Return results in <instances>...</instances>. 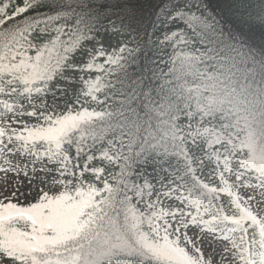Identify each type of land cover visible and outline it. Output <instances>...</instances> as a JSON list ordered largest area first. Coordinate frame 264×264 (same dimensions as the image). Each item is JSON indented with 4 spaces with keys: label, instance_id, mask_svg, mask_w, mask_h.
Listing matches in <instances>:
<instances>
[{
    "label": "snow or ice",
    "instance_id": "6c2138e0",
    "mask_svg": "<svg viewBox=\"0 0 264 264\" xmlns=\"http://www.w3.org/2000/svg\"><path fill=\"white\" fill-rule=\"evenodd\" d=\"M0 264H264V0H0Z\"/></svg>",
    "mask_w": 264,
    "mask_h": 264
}]
</instances>
